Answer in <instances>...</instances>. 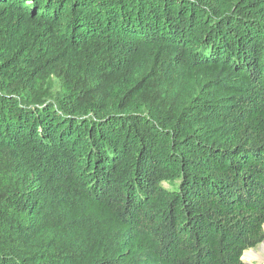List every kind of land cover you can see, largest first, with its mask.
Returning a JSON list of instances; mask_svg holds the SVG:
<instances>
[{
	"label": "trees",
	"instance_id": "obj_1",
	"mask_svg": "<svg viewBox=\"0 0 264 264\" xmlns=\"http://www.w3.org/2000/svg\"><path fill=\"white\" fill-rule=\"evenodd\" d=\"M263 226L264 0H0V264H245Z\"/></svg>",
	"mask_w": 264,
	"mask_h": 264
},
{
	"label": "rangeland",
	"instance_id": "obj_2",
	"mask_svg": "<svg viewBox=\"0 0 264 264\" xmlns=\"http://www.w3.org/2000/svg\"><path fill=\"white\" fill-rule=\"evenodd\" d=\"M263 249H264V240L261 244H259L255 248L245 251L242 255V261L247 264H264V254L262 252ZM255 253H258L261 256V258L257 257L256 259H253L247 256V255L253 256Z\"/></svg>",
	"mask_w": 264,
	"mask_h": 264
},
{
	"label": "bare ground",
	"instance_id": "obj_3",
	"mask_svg": "<svg viewBox=\"0 0 264 264\" xmlns=\"http://www.w3.org/2000/svg\"><path fill=\"white\" fill-rule=\"evenodd\" d=\"M262 252H263V254H264V249L262 250ZM247 256H249L250 258H253V259H256L257 257L258 258H261V256L258 254V253H255L253 256H250V255H247ZM246 256V257H247ZM245 257V256H244Z\"/></svg>",
	"mask_w": 264,
	"mask_h": 264
},
{
	"label": "water",
	"instance_id": "obj_4",
	"mask_svg": "<svg viewBox=\"0 0 264 264\" xmlns=\"http://www.w3.org/2000/svg\"><path fill=\"white\" fill-rule=\"evenodd\" d=\"M263 228H264V226H263ZM245 264H247V263H245Z\"/></svg>",
	"mask_w": 264,
	"mask_h": 264
}]
</instances>
